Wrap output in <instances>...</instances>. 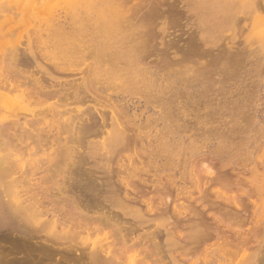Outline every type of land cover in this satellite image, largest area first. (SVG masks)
I'll return each instance as SVG.
<instances>
[{
    "label": "bare ground",
    "instance_id": "1",
    "mask_svg": "<svg viewBox=\"0 0 264 264\" xmlns=\"http://www.w3.org/2000/svg\"><path fill=\"white\" fill-rule=\"evenodd\" d=\"M42 1L9 0L0 3V12L26 13ZM190 1L75 0L73 18L82 37L58 44L63 54L75 49L68 53L78 55L81 67L75 60L49 66L35 51L46 32L74 33L68 12L34 26L29 39L38 41L35 50L31 41L24 48L5 42L0 108L9 100L22 105L0 124V264H125L129 258L144 264H264V174L255 183L254 168L253 180L243 183L237 172L231 194V180L202 160L199 174L215 176L208 193L187 185L186 164L179 181L174 170L166 172L172 167L165 162L169 146L166 153L159 150L163 169L145 166L130 150L147 143L131 120L142 115L131 113L144 99L141 74L189 71L187 61L207 53L198 32L183 42L185 33L173 30ZM263 6L264 0H252L254 12ZM78 70L81 82L62 78ZM148 98L146 105L157 103ZM48 118L61 124L59 134L39 127ZM100 234L110 241L90 242Z\"/></svg>",
    "mask_w": 264,
    "mask_h": 264
},
{
    "label": "rangeland",
    "instance_id": "2",
    "mask_svg": "<svg viewBox=\"0 0 264 264\" xmlns=\"http://www.w3.org/2000/svg\"><path fill=\"white\" fill-rule=\"evenodd\" d=\"M8 1L0 0V3ZM180 6L181 4L177 5L181 12ZM186 7L187 9L190 7L192 12L189 13ZM76 8L75 0H43L26 13H15L16 16L13 12H0V61L6 58L9 46L6 43L9 41L12 42V45L19 48L26 47L30 41L33 46L35 44L37 46L38 41L35 42L29 38L31 35L34 36V26L42 21L68 12L70 17L72 16V24L77 30L78 20L73 18V11ZM177 15L179 21L173 26V30H177L178 33L179 30L182 34L185 33V35H182L183 42L188 40L192 32L195 31L194 34L198 32L196 36L198 38L201 36V47L207 53L200 61H197V58L187 61L189 71L176 68L168 69L166 75H162L164 78L155 73L141 74L138 87L144 90V99H141V109L139 111L131 109V113L135 112L142 115L139 119L131 120L134 121L136 126L140 127L139 135L146 137L147 143L131 145L130 150L132 154L136 151L138 158L142 159L143 164L148 167L151 166L150 168L152 169L157 167V165H159L158 168L163 165L165 154L162 155V152L165 151L164 153H166V147L169 146L167 151L170 152L167 153L165 162H169L172 167L169 165L171 169L168 171L169 167L167 168L166 166L167 169L164 168L167 170L166 172L170 173L174 170V173L172 172L173 176L176 175L175 178L178 180L181 173L180 170L182 171L186 164V172L189 174L187 185L204 187V190L206 189L208 193L212 191L211 181L214 180L215 176L212 177V175L204 173L199 174L201 168H198L205 167V165L200 166L203 162L213 168L218 176L226 175L229 181L231 180L230 185L231 187L233 186L232 188L235 187L237 172L243 173L244 178L240 182L246 183L245 179L248 181L253 180L251 171L254 168H256L258 173L255 183H258L261 175L264 174V6L260 11L254 12L252 0H191L190 5L185 4L183 12ZM61 20H64V18H61ZM116 22L119 24V21L111 23ZM186 24H190V26ZM75 29L70 36L62 35L55 31L48 35L46 34L48 32H46L44 34L45 43L39 44V42L37 47L34 46V50L36 47L35 51L37 54L40 58L42 57L43 62H49V66L53 62L61 63L62 61L65 65L68 64L69 60L76 61L78 55L74 56L75 49L66 50L63 54L61 46L59 47L58 44L62 40H68L71 37L72 39L74 37L80 38L81 34ZM204 37L205 41L203 40ZM68 51L74 54H72V58ZM241 52L243 54H240ZM170 56L173 55L170 54ZM78 61L80 60L78 59ZM154 61L152 62L155 63ZM152 62L151 65H154ZM75 63L77 61L74 62V65ZM48 64L46 65L48 66ZM80 64L79 62L77 63V65ZM1 66L0 68L6 70L4 66ZM179 70L181 71L180 74ZM80 72L81 70H78L73 75L68 74L70 78H67V74H63L66 77H62V74L56 75H61L60 77L64 79H74L78 80L77 82H81L84 74ZM172 75H175V78ZM182 76L185 80L182 79ZM147 92H152L151 94L154 97L150 94L147 95ZM145 95L151 100L157 101V103L150 105V103H153L151 101L149 105H146L145 100L147 98L145 99ZM15 101L9 100L8 103H11V105L6 103L12 110L7 108L8 106L6 105V108H0V124L7 120L13 114L12 112L17 111V108L22 105L19 101ZM18 103H20L19 106ZM130 108L133 107L130 106ZM21 111L25 112L23 109ZM46 120L48 123H46ZM46 120L39 127H48L55 134H59V126L61 124L57 125L58 122H53L49 118ZM163 136L169 139L167 140ZM155 137H158L157 139L161 142ZM162 138H165V140ZM154 140L159 143L157 144ZM95 141L100 142L101 138H97ZM166 142H169V145L165 144ZM238 142L239 146H236ZM240 143L247 144L246 146H241ZM170 144L172 145L171 147ZM157 147L159 149L156 150ZM163 149L164 151L159 152V150ZM117 150L119 149L117 148ZM154 151L158 153L157 155L161 154L163 158L160 157L158 160V156ZM17 160L14 158L11 161ZM123 160H125L126 164L129 163L127 156L123 157ZM135 161L138 160L136 159ZM138 163L140 164L139 161ZM166 163H164L163 167H165ZM160 169H163L162 166ZM197 174H199L198 177ZM138 183L140 184L139 186L144 187L143 183ZM205 183L206 185H204ZM231 191V194H235V188ZM256 195L255 193V198L257 197ZM197 196H199L198 192L194 194V197ZM211 197L215 199L213 194ZM1 218L0 222L5 221L3 216H0ZM109 241L104 234L94 235L90 239L91 243L99 245L107 244ZM235 261H238L236 256ZM124 262L125 264H144L138 258L125 259Z\"/></svg>",
    "mask_w": 264,
    "mask_h": 264
}]
</instances>
